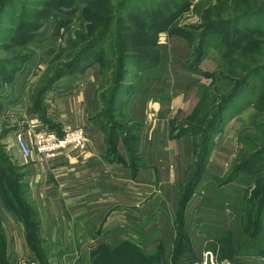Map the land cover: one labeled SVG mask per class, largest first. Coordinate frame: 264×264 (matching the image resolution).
<instances>
[{
    "label": "rangeland",
    "instance_id": "1",
    "mask_svg": "<svg viewBox=\"0 0 264 264\" xmlns=\"http://www.w3.org/2000/svg\"><path fill=\"white\" fill-rule=\"evenodd\" d=\"M3 1L0 264H264V12L236 21L250 11L236 0ZM255 68L214 121L221 100ZM150 96L160 106L141 122L137 154L127 112L139 113L135 101ZM152 120L158 149L147 140ZM64 122L84 130L83 153L87 130L100 152L110 129L106 155L128 167L114 175L108 202L122 216L84 224L91 239L64 215L56 222L64 233L36 232L37 209L25 196L31 158H22L16 133L44 124L63 132ZM206 140L212 150L199 166ZM152 154L159 174L134 175L131 163Z\"/></svg>",
    "mask_w": 264,
    "mask_h": 264
},
{
    "label": "crops",
    "instance_id": "2",
    "mask_svg": "<svg viewBox=\"0 0 264 264\" xmlns=\"http://www.w3.org/2000/svg\"><path fill=\"white\" fill-rule=\"evenodd\" d=\"M152 97L154 96H150L147 98L148 100L142 97L140 100L135 101L139 105V113H136L133 109L127 112L128 114H131V116L127 117L129 118V125H137L133 141L137 154L139 147L141 146L140 136L143 133L141 131L144 128V123L146 122L147 117L150 121L156 116L159 108L158 106H160V100ZM169 104L171 103L167 104L168 107ZM170 112L171 108H168L164 117H167V114L169 115ZM181 112L182 111H177V114L175 115L176 118L174 117V119L180 117L179 114ZM152 114H154V116L151 117ZM90 120L92 119L90 118L88 123L92 124V121ZM153 120L151 123H148L151 125L150 129L153 131H151L153 134L148 136L147 140H152L151 145L154 148L156 146V149H158L157 143L153 141L158 132L155 127H152L154 125V123H152ZM166 121L168 124L169 119ZM141 122L144 123L142 124ZM60 125H62L63 131L72 128L66 123L65 125L60 123ZM57 126H59V124ZM114 127H119V125L116 124ZM87 131L90 136V141L87 150L84 153L79 151H73L70 154L63 153L51 161H40L36 155H34L35 157H33V159L31 157L30 162L26 164L28 172L25 196L30 198V204H33L37 209V223L39 226L36 232L45 234L47 237H55L59 234L60 230H62L63 227L56 224L58 217H61L62 215L66 216L65 219L67 221H70L71 219L74 222L75 217L78 218V221L76 222L79 223L75 227L76 234L83 235L84 237L89 236L90 239L92 238V234L86 232L88 227L84 224L90 223L92 219L96 218L98 214L102 215V213H105L103 217L106 218L107 221L114 218L120 219V216H122L119 211H116L115 213L112 212L111 206L113 205L108 202H112L111 199L114 197L109 195H112V191H116L115 187L117 185H114V187L112 186L114 175H119L121 172H117L118 170H125V168L128 167L127 165L122 164L124 162L121 161L122 158L119 156H116L114 159H109L106 155L105 147L108 148L111 138L110 129H108L110 137L106 135V129L103 130L100 152H94V144L92 143L93 135L91 130ZM165 141L173 142L176 146L178 144V139L175 140L170 137L165 139ZM165 141L162 139L163 144L167 146ZM113 144L119 146L118 141L113 142ZM178 147L181 148L179 151L180 154H182L183 151H186L187 148L180 145ZM149 159L152 161L147 160L144 163L136 162V164L130 162L132 164H129L132 167L131 172L134 171L133 174L137 176L143 174L144 170H149L150 174L158 175L159 170L162 169V164L153 161H156L159 158L152 154ZM164 164L167 165V160ZM115 181H117V179H115ZM107 191L110 193L108 194ZM118 192H121V190ZM121 196L122 195L120 194L119 197L121 198ZM119 197L116 200L122 202ZM99 200H101L100 203ZM52 208H56L57 211H52ZM64 232L65 230L63 229L62 233Z\"/></svg>",
    "mask_w": 264,
    "mask_h": 264
},
{
    "label": "built area",
    "instance_id": "3",
    "mask_svg": "<svg viewBox=\"0 0 264 264\" xmlns=\"http://www.w3.org/2000/svg\"><path fill=\"white\" fill-rule=\"evenodd\" d=\"M86 144L87 139L81 127L64 130L59 135L43 125H35L28 131L21 130L15 135V146L24 159L36 155L51 161L63 153L83 151Z\"/></svg>",
    "mask_w": 264,
    "mask_h": 264
},
{
    "label": "trees",
    "instance_id": "4",
    "mask_svg": "<svg viewBox=\"0 0 264 264\" xmlns=\"http://www.w3.org/2000/svg\"><path fill=\"white\" fill-rule=\"evenodd\" d=\"M7 2H8V0H4L3 1V4H4V6L7 4ZM127 2H130V0H123V2H122V4H125V3H127ZM235 3H241V4H249L250 5V11H246V12H244V11H240V12H242V13H238V15L237 16H235V17H237L235 20L236 21H238V20H240V19H242V17H244V16H255L256 14H258V13H261V12H264V0H251V2L250 3H246L244 0H236L235 1ZM215 7V6H214ZM216 8V7H215ZM232 18H234V15L231 17V18H221V19H224L225 21H227L228 19H232ZM90 48V47H89ZM89 48H87L86 49V53H87V51L89 50ZM81 54H83V52L81 53ZM80 55H78L77 56V58L79 57ZM257 70H259V68H255V69H253V70H251L249 73H247L244 77H242V79H241V81L236 85V87L225 97V98H223V100H221V105L219 106V108H218V110H217V112L215 113V119H214V121L216 120V118H221L222 117V115H223V113H224V110L226 109V107H227V105H228V103L234 98V96L237 94V92L239 91V89L245 84V82L250 78V76H251V74L252 73H254V72H256ZM60 74H63V72H61ZM121 74H125V71L123 70H121ZM59 76L60 75H57V76H55V77H53V78H51L49 81H48V85L50 86V85H52L58 78H59ZM121 78L122 77H120L119 78V81H121ZM49 86H47V87H44L43 89H42V91H41V94L42 93H44V92H46L50 87ZM124 94H127V92H125ZM123 94V95H124ZM123 95H121V97H123ZM120 97V93H119V91L116 89V91H115V97H114V99L115 98H119ZM114 110V109H113ZM112 111V110H111ZM110 111V112H111ZM214 121H213V123H214ZM43 122H46V120H44ZM212 123V124H213ZM44 127H46L47 129H49V130H52V131H55L56 133H58L59 135H61L62 134V131H56V130H54V129H52V128H50V127H48L47 125H43ZM183 132V131H182ZM181 132V133H182ZM205 143H206V147H205V149H203L202 150V154H201V156L200 157H198V162H197V165H203V163H204V161L206 160V158H207V156H208V154H209V152H210V150H212V148H209V142H208V140H206L205 141ZM196 182V181H195ZM194 184V182H191V185H193ZM189 190H191V189H189Z\"/></svg>",
    "mask_w": 264,
    "mask_h": 264
}]
</instances>
